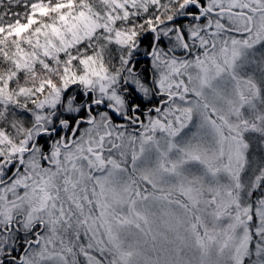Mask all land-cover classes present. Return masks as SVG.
<instances>
[{
	"label": "snow or ice",
	"instance_id": "1",
	"mask_svg": "<svg viewBox=\"0 0 264 264\" xmlns=\"http://www.w3.org/2000/svg\"><path fill=\"white\" fill-rule=\"evenodd\" d=\"M0 264H264V0H0Z\"/></svg>",
	"mask_w": 264,
	"mask_h": 264
}]
</instances>
